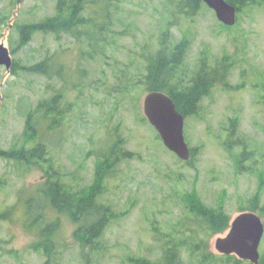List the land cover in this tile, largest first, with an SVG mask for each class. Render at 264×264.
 Returning <instances> with one entry per match:
<instances>
[{"label": "rangeland", "instance_id": "1", "mask_svg": "<svg viewBox=\"0 0 264 264\" xmlns=\"http://www.w3.org/2000/svg\"><path fill=\"white\" fill-rule=\"evenodd\" d=\"M169 1L110 0V29H125L127 34L110 38L115 53L109 54L108 63L114 61L113 55L121 68L129 63L136 66L142 53L157 48V39L165 30L171 42L188 41L187 72L194 71L202 58L207 69L220 66L226 70L223 80L202 99L198 112L184 118V138L193 151V160L187 162L163 146L144 118L141 97L146 93L138 90L133 94L134 103L121 95L104 101L93 83L106 79L111 86L114 78L109 68V73H102L107 67L98 57H84L87 47L83 43L70 37L55 42L52 36L41 34L22 42L18 25L52 16L57 0H0V44L9 50L15 66L14 72L12 65L8 71L0 66V153L32 149L26 116L38 100L51 96L52 90L45 89L48 83L55 89L61 86L56 79L48 82L27 73V66L55 53L65 75L79 84V91L70 90L62 101L71 106L61 130H44L41 141L46 143L49 161L31 166L18 164V157L0 156V264L44 263L38 227L33 219H27L23 203L39 196L50 165L63 182H80L85 189L92 186L102 170L97 153L109 145L105 123L108 136L116 129L125 143L123 149L133 156L119 162L99 182L103 192L99 201L108 204L114 220L103 233L105 251L94 264L159 259L160 243L153 241L150 225L161 226L158 233L169 229L181 217L178 198L184 193L198 196L209 207L219 200L223 203L229 225L209 240V249L215 254L214 239L225 235L233 218L241 210L249 211L252 201L261 209L262 213L256 214L264 223V0L239 10L236 24L230 28H224L209 8L199 5L194 15L163 29L162 15ZM95 10L104 15L105 6L100 2ZM239 143L246 145L247 151L254 150L257 172H236L242 148ZM45 219L58 221L50 235L61 252L58 264H83L77 245L72 244L77 223L55 213ZM263 250L264 235L259 246V251Z\"/></svg>", "mask_w": 264, "mask_h": 264}, {"label": "trees", "instance_id": "2", "mask_svg": "<svg viewBox=\"0 0 264 264\" xmlns=\"http://www.w3.org/2000/svg\"><path fill=\"white\" fill-rule=\"evenodd\" d=\"M261 1L226 0L236 8L237 13L245 7L260 4ZM100 2L105 6L104 15H98L95 10V6ZM109 3L110 0H57L52 16L37 23H22L18 25L17 32L22 42L26 43L36 34L52 36L55 42H61L63 37H70L78 44L83 43L87 47L84 57H98L104 62L102 66L107 67V71L103 69L102 73H109V68L110 77L114 78L111 86L106 79L93 83L94 89L101 91L104 101H111L110 97L113 95H121L124 98L129 97L134 103L133 94L138 90L144 93L157 91L168 95L184 118L194 116L202 99L209 95L213 85L223 80L226 70L220 66L207 69L205 59L202 58L194 71L187 72L184 59L188 41L185 39L178 43L171 42L165 30H162L157 39V48L142 53V56L137 58L136 66L129 63L121 68L113 55L114 61L112 64L108 63V59L111 58L109 54L115 53L110 38L125 37L127 34L125 29L122 31L110 29ZM168 5L169 8L165 9L166 14L162 15L163 29L176 26L178 20L191 17L199 5L205 4L201 0H170ZM54 56L55 53L49 57L45 56L25 69L27 73L43 77L48 82L56 79L61 85L59 89H55L48 83L45 89L52 90L51 96L38 100L33 110L26 116V135L34 141L32 149L25 150L22 147L10 155L2 152L1 157L9 159L18 157L19 161H16L18 164L31 166L40 161L50 160L46 143L41 141L44 130L49 132L61 130L71 106L69 103H62L64 96L70 90L79 91V84L65 75L63 67L58 65ZM13 64L12 72L15 69ZM218 76L221 80L217 79ZM103 128L109 135L106 123L103 124ZM113 133L115 134L107 135L105 138L109 143L106 145L108 149L97 153L101 158L99 161L102 170L98 171L100 174L95 176L92 186L85 189L80 182L65 183L59 172L50 165V173L46 171L47 179L43 181V188L38 190L41 191L39 196L36 195L23 203L27 219L29 217L33 219L39 230L38 235L45 258L43 264H58L61 256L55 242L50 238L56 231L58 221L45 219V216L52 218L53 213L65 215L77 223L72 244L77 245L78 255L83 264H94L103 255L105 246L102 236L114 217L108 204L99 201L103 194L99 190V182L104 180L106 173L114 170L119 162L129 161L133 156L123 149L125 143L119 138L116 129ZM242 144L237 145L242 148L236 172L238 174L257 172L254 167L258 161L255 160L254 150L250 148L247 151L246 145ZM189 150L190 159L193 160V151L190 148ZM247 163L249 165L246 167ZM178 199L182 214L169 229H164V233H158L161 226L150 225L153 241L160 243V258L154 261H149L145 257L134 258L129 260L132 264H251L237 259L234 255L215 254L209 249V240L223 233L229 225V216L220 200L216 206L209 207L193 194L184 193ZM250 206L249 211L262 213L253 201ZM258 264H264V250L259 251Z\"/></svg>", "mask_w": 264, "mask_h": 264}, {"label": "water", "instance_id": "3", "mask_svg": "<svg viewBox=\"0 0 264 264\" xmlns=\"http://www.w3.org/2000/svg\"><path fill=\"white\" fill-rule=\"evenodd\" d=\"M226 27L236 23L237 10L226 0H201ZM12 65L9 50L0 44V66L7 71ZM142 114L156 131L163 146L179 160L187 162L190 150L184 138V117L175 107L173 100L162 92H149L142 97ZM264 235V224L254 212H242L230 222L228 231L213 241L217 254L234 255L251 264L259 262V245Z\"/></svg>", "mask_w": 264, "mask_h": 264}]
</instances>
